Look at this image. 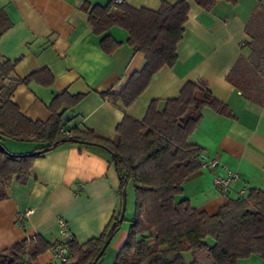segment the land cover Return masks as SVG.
I'll list each match as a JSON object with an SVG mask.
<instances>
[{"label":"crops","instance_id":"obj_1","mask_svg":"<svg viewBox=\"0 0 264 264\" xmlns=\"http://www.w3.org/2000/svg\"><path fill=\"white\" fill-rule=\"evenodd\" d=\"M110 0H0L11 25L0 35V57L16 61L14 73L25 77L47 68L53 76L51 85L34 82L19 85L12 100L31 120L45 121L54 95L84 93L62 116L63 126L88 128L99 136L114 139L116 127L125 114L142 119L154 99L177 97L189 81L202 80L211 93L228 108L220 114L205 107L190 139L201 146V155L217 158L213 169L200 167L182 184L181 197L208 214L218 211L223 195L214 185V176L226 169L236 172L230 195L250 187L264 188V102L257 104L242 95L227 79L240 56L249 57L251 36L246 27L252 14L264 0H216L206 10L188 0L184 33L177 43V59L172 66L158 70L146 88L128 106L112 103L101 92L120 91L133 72L144 64V55L128 43V33L111 26L108 33L117 42L109 54L100 48L104 34L93 32L84 4L104 5ZM133 7L158 9L163 1L122 0ZM13 154L33 151L38 144L1 140ZM119 178L109 153L99 146L60 144L35 157L24 178L13 176L7 196L0 201V250L41 234L50 243L60 239L58 217H63L73 239L82 244L98 237L121 204ZM26 209L31 213L18 221ZM127 228L111 238L107 260L112 264L116 251L126 239ZM109 243V244H110ZM109 246V245H108ZM108 246L96 262L108 252ZM201 251L186 252L185 261H200ZM37 264H58L53 246L37 256ZM209 264V263H207ZM237 264H263L257 255L241 258Z\"/></svg>","mask_w":264,"mask_h":264},{"label":"trees","instance_id":"obj_2","mask_svg":"<svg viewBox=\"0 0 264 264\" xmlns=\"http://www.w3.org/2000/svg\"><path fill=\"white\" fill-rule=\"evenodd\" d=\"M234 2V0H226ZM210 9L216 0H194ZM83 10L93 32L104 34L111 26L128 33L127 43L144 55V64L132 73L118 92H101L112 103L128 107L146 88L152 76L176 59V46L184 33L188 17V0L163 1L158 9L133 7L126 2L110 0L104 5L84 4ZM11 23L0 10V35ZM251 36L249 57L240 56L227 79L244 97L264 102V15L258 9L246 27ZM101 50L111 53L118 42L108 33L99 42ZM16 61L0 57V201L7 196L13 176L24 178L35 157L60 144H84L104 148L119 178V194L132 182L135 208L129 220L126 239L116 251L112 264H199L194 258L185 261V253L203 251L209 264H237L241 258L257 255L264 264V188L223 194L218 211L208 214L181 197L186 178L201 167V146L190 136L202 118L205 107L229 114L227 106L217 99L202 80L189 81L177 97L154 99L145 116L138 120L125 114L116 127L114 139L99 136L91 129L72 126L63 133V113L73 107L84 93L63 92L54 95L48 105L45 121L27 118L13 102L19 85L34 82L49 86L53 76L47 68L25 77L14 73ZM65 129V128H64ZM35 142L31 152H8L1 140ZM113 154V157H112ZM121 205V204H120ZM120 208L98 237L79 244L67 242L70 258L58 264H90L105 239L121 228ZM211 238L208 244L206 238ZM54 244L41 234L0 250V264H37L36 258Z\"/></svg>","mask_w":264,"mask_h":264},{"label":"built area","instance_id":"obj_3","mask_svg":"<svg viewBox=\"0 0 264 264\" xmlns=\"http://www.w3.org/2000/svg\"><path fill=\"white\" fill-rule=\"evenodd\" d=\"M114 2L120 3L122 0H113ZM63 133H68L66 129L63 127L61 128ZM200 163L202 168L213 169L215 168L219 160L217 158H207L205 156L200 157ZM238 179V174L231 170L226 169L224 175H215L213 182L214 185L217 187L219 192L223 195L224 193L228 192L231 188L233 183ZM239 195L242 194L240 190ZM31 213V209H26L23 213L18 214V221H23L25 217H27ZM57 226L60 233V239L54 244L53 251L55 257L59 260V262H67L70 258V251L67 246V242L73 238L72 233L68 227L67 221L63 217H58L57 219Z\"/></svg>","mask_w":264,"mask_h":264},{"label":"rangeland","instance_id":"obj_4","mask_svg":"<svg viewBox=\"0 0 264 264\" xmlns=\"http://www.w3.org/2000/svg\"><path fill=\"white\" fill-rule=\"evenodd\" d=\"M135 196H134V187L132 182H129L127 187H126V208H125V213H124V217L125 220L122 222V227L123 228H128L129 227V220L131 219V217L133 216V212H134V208H135ZM206 241L208 244H211L212 240L211 238H206ZM112 247V244L110 243L108 246V252H106L104 258H102V260H100V262L98 264H106L109 263L107 260V255L108 253H110V248ZM203 253V255H200L198 260L199 264H207L209 263V258L205 255V253L203 251H201Z\"/></svg>","mask_w":264,"mask_h":264},{"label":"water","instance_id":"obj_5","mask_svg":"<svg viewBox=\"0 0 264 264\" xmlns=\"http://www.w3.org/2000/svg\"><path fill=\"white\" fill-rule=\"evenodd\" d=\"M113 157V154H112ZM125 208H126V189L124 188L121 192V206H120V213H119V221L122 222L123 217H124V213H125ZM111 236L107 237L104 241V243L102 244L99 252L97 253V255L94 257V259L91 261L90 264H96V262L99 260V258L102 256V254L104 253L105 249L107 248V246L109 245L110 241H111Z\"/></svg>","mask_w":264,"mask_h":264}]
</instances>
